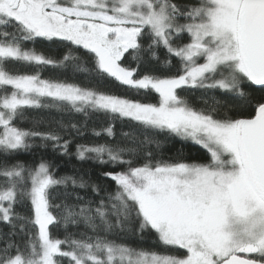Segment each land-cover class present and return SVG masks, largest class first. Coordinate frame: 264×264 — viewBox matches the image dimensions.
Listing matches in <instances>:
<instances>
[{"label":"trees","instance_id":"trees-1","mask_svg":"<svg viewBox=\"0 0 264 264\" xmlns=\"http://www.w3.org/2000/svg\"><path fill=\"white\" fill-rule=\"evenodd\" d=\"M151 1L156 7L164 6L172 21L182 27L201 20L200 8L208 4L207 0ZM166 37L171 47L149 24L140 27L135 43L116 60L131 80L126 82L103 69L96 54L76 36L38 34L17 19L0 14V45L45 57L2 56L0 69L156 107L159 92L143 82L183 79L189 66L186 57L173 50L191 41L190 32L171 29ZM218 77L208 73L196 82L180 83L175 87L176 95L184 105L220 125H236L239 118L253 116L257 106L264 103V86L253 85L243 68L230 79L231 86L216 82ZM16 93L19 91L14 86L0 82V109L5 99ZM6 121L25 133V144L0 146V204L8 206L7 217H3L0 206V261L27 254L32 244L37 245L41 227L32 191L36 180L45 186L51 213L49 235L59 240L63 251L112 244L138 252L189 254V249L172 240L148 207L146 197L133 185L143 181L146 173L166 174L158 167L210 164L211 151L205 145L91 101L74 102L49 94L38 96L33 103L7 107ZM2 129L3 125L0 134ZM242 230L247 242L255 241L256 232ZM195 236L199 239L197 249L204 248L202 233ZM239 252L264 261V249ZM54 264L75 262L65 253H56ZM95 264L120 263L113 259L112 263L99 260Z\"/></svg>","mask_w":264,"mask_h":264},{"label":"rangeland","instance_id":"rangeland-1","mask_svg":"<svg viewBox=\"0 0 264 264\" xmlns=\"http://www.w3.org/2000/svg\"><path fill=\"white\" fill-rule=\"evenodd\" d=\"M207 2L200 8L203 18L182 27L172 21L164 6L156 7L151 0H0V14L17 19L38 34L76 36L79 43L96 54L103 69L126 82L131 80L116 60L135 43L136 33L143 24H149L169 47L167 30L181 33L185 29L191 34L189 43L178 51L173 50L189 62L186 77L143 82L159 92L160 102L156 107L141 106L117 96L74 86L44 83L37 76L11 75L0 69V82L19 91L5 99L0 109V126L3 125L0 146L25 144V133L6 123V108L33 103L38 96L49 94L74 102L91 101L122 115L170 128L190 136L211 151L210 164L158 167L166 174L146 173L142 182L133 185L137 193L146 197L148 207L172 240L189 249V254L138 252L112 244L63 251L59 240L49 235L51 213L45 186L36 180L32 191L41 227L37 245L32 244L29 253L18 254L0 264H54L56 253L72 257L75 264H95L99 260L112 263L113 259L120 264H217L232 252L263 251L264 202L257 199L260 197L252 189L242 166L236 125L217 124L206 114L184 105L175 92L178 84L196 82L208 73L219 76L216 82L231 86L230 79L241 72L236 37L241 0ZM7 55L45 59L42 53L0 45V57ZM197 57L202 61L198 62ZM1 212L7 217L8 206L3 205ZM242 228L256 232L255 241L247 242L246 233L240 231ZM197 233H202L205 245L199 250Z\"/></svg>","mask_w":264,"mask_h":264},{"label":"water","instance_id":"water-1","mask_svg":"<svg viewBox=\"0 0 264 264\" xmlns=\"http://www.w3.org/2000/svg\"><path fill=\"white\" fill-rule=\"evenodd\" d=\"M236 37L244 73L253 85L264 86V0H241ZM236 139L247 179L264 201V103L257 106L253 116L236 121ZM217 264H264V261L233 252Z\"/></svg>","mask_w":264,"mask_h":264},{"label":"flooded vegetation","instance_id":"flooded-vegetation-1","mask_svg":"<svg viewBox=\"0 0 264 264\" xmlns=\"http://www.w3.org/2000/svg\"><path fill=\"white\" fill-rule=\"evenodd\" d=\"M238 164H239V162H238ZM260 201H262V202H264L263 200H261V199H259ZM237 252H239V251H237ZM233 253V252H232ZM240 253V252H239Z\"/></svg>","mask_w":264,"mask_h":264}]
</instances>
